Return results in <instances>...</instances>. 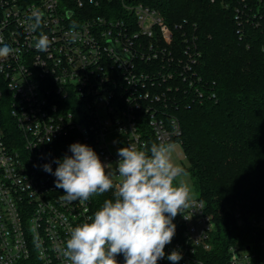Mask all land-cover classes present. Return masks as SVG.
Wrapping results in <instances>:
<instances>
[{
    "label": "built area",
    "instance_id": "2783aa9c",
    "mask_svg": "<svg viewBox=\"0 0 264 264\" xmlns=\"http://www.w3.org/2000/svg\"><path fill=\"white\" fill-rule=\"evenodd\" d=\"M33 8L43 13L36 33L27 30ZM260 9L246 21L264 25ZM242 17L236 9L239 25ZM40 32L51 41L46 51L34 47ZM195 32L186 19L168 24L150 0H0V40L19 50L0 59V264H69L61 255L67 224L88 222L113 198L114 190L83 203L60 199L64 190L43 165L54 172L70 145L90 146L114 169L122 147L180 143V103L202 101L205 89ZM195 200L174 218L158 264H172L173 250L182 254L178 264H203L213 222ZM228 255L225 264L253 258L241 246ZM116 259L124 264L123 255Z\"/></svg>",
    "mask_w": 264,
    "mask_h": 264
},
{
    "label": "trees",
    "instance_id": "16d2710c",
    "mask_svg": "<svg viewBox=\"0 0 264 264\" xmlns=\"http://www.w3.org/2000/svg\"><path fill=\"white\" fill-rule=\"evenodd\" d=\"M256 3L150 0L171 26L186 19L196 27L204 95L180 103L177 114L184 169L213 222L211 248L198 257L203 264H225L231 246L249 248L250 264L264 257V25L246 21Z\"/></svg>",
    "mask_w": 264,
    "mask_h": 264
},
{
    "label": "clouds",
    "instance_id": "9594fccd",
    "mask_svg": "<svg viewBox=\"0 0 264 264\" xmlns=\"http://www.w3.org/2000/svg\"><path fill=\"white\" fill-rule=\"evenodd\" d=\"M42 18L43 13L33 8L27 30L36 33ZM34 39L38 51L51 44L43 32ZM0 45V59L19 51L2 40ZM69 150L72 155L54 161V172L51 164L43 165L45 172L55 176L56 188L64 190L60 199L66 204L83 203L110 190L114 195L88 222L73 227L64 218L69 235L62 257L69 264H119V255L124 256V264H158L175 236L174 218L197 206L191 187L181 178L188 173L172 160L174 145L153 143L148 150L122 147L114 169L86 144L73 143ZM167 259L178 264L182 254L173 250Z\"/></svg>",
    "mask_w": 264,
    "mask_h": 264
},
{
    "label": "rangeland",
    "instance_id": "374dc122",
    "mask_svg": "<svg viewBox=\"0 0 264 264\" xmlns=\"http://www.w3.org/2000/svg\"><path fill=\"white\" fill-rule=\"evenodd\" d=\"M172 144L174 145V151L172 153L173 162L175 164H177L178 166H181L183 168L187 167L188 166L187 160L184 156L181 144L178 142H174ZM181 178L184 179L189 184V186L191 187V189L193 191L194 198L197 199L198 193L194 189L190 175L188 174L186 177H181Z\"/></svg>",
    "mask_w": 264,
    "mask_h": 264
},
{
    "label": "water",
    "instance_id": "95a60500",
    "mask_svg": "<svg viewBox=\"0 0 264 264\" xmlns=\"http://www.w3.org/2000/svg\"><path fill=\"white\" fill-rule=\"evenodd\" d=\"M249 248H247V250H248Z\"/></svg>",
    "mask_w": 264,
    "mask_h": 264
}]
</instances>
